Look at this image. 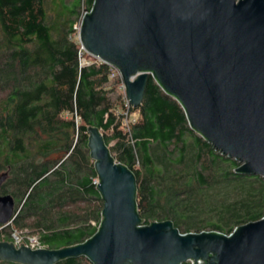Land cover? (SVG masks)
Masks as SVG:
<instances>
[{
	"label": "trees",
	"instance_id": "obj_1",
	"mask_svg": "<svg viewBox=\"0 0 264 264\" xmlns=\"http://www.w3.org/2000/svg\"><path fill=\"white\" fill-rule=\"evenodd\" d=\"M92 2L0 0V195L14 201L0 241L17 231L59 249L93 235L102 202L87 127L132 172L142 225L170 221L181 234L228 235L264 217V179L235 173L238 163L191 131L150 77L140 105L127 108L135 122L126 130L122 97H109L117 84L109 66L79 64L73 27Z\"/></svg>",
	"mask_w": 264,
	"mask_h": 264
},
{
	"label": "water",
	"instance_id": "obj_2",
	"mask_svg": "<svg viewBox=\"0 0 264 264\" xmlns=\"http://www.w3.org/2000/svg\"><path fill=\"white\" fill-rule=\"evenodd\" d=\"M77 41L117 70L131 108L150 77L180 106L191 131L238 163L235 173L264 179V0H93ZM85 148L102 202L93 235L59 249L0 241V262L264 264V217L228 235L181 234L170 221L142 225L134 176L113 159L96 127L86 128ZM13 212V199L0 195V226Z\"/></svg>",
	"mask_w": 264,
	"mask_h": 264
},
{
	"label": "built area",
	"instance_id": "obj_3",
	"mask_svg": "<svg viewBox=\"0 0 264 264\" xmlns=\"http://www.w3.org/2000/svg\"><path fill=\"white\" fill-rule=\"evenodd\" d=\"M84 14V12L82 13V15ZM81 15V17H82ZM81 17L79 18V21H78V25H74V29L76 30V32L78 31V28H79V24H80V19ZM80 53H82V49L80 48ZM95 59V58H94ZM93 63H101L100 61H98L97 59L95 60V62ZM80 64V62H79ZM91 63H87V62H83L82 64H80V66H86V65H89ZM110 70H109V74H108V77L110 80H118L119 81V85H120V91H121V94H122V101H123V104H124V107H125V111H124V122L126 121V126H128L129 122L127 120V108L130 107L128 104H127V101L125 99V96H124V89H123V85L121 83V80H120V77H119V74L117 72L116 69H114L113 67H110ZM132 124V123H131ZM128 128V127H127ZM94 183L96 184L97 181L95 180ZM10 242L13 244L14 247H19L20 245L24 246V247H27L31 250H37V249H42L44 248L37 240L36 236L34 235H28V234H23L21 232H17V231H13L11 234H10ZM201 262L198 261L197 264H200ZM184 264V263H183ZM185 264H192L191 261H187L185 262Z\"/></svg>",
	"mask_w": 264,
	"mask_h": 264
},
{
	"label": "rangeland",
	"instance_id": "obj_4",
	"mask_svg": "<svg viewBox=\"0 0 264 264\" xmlns=\"http://www.w3.org/2000/svg\"><path fill=\"white\" fill-rule=\"evenodd\" d=\"M78 21L75 23V25H78ZM74 31L75 32H74V35H73V40L76 42V44H78V41H77V32H76L75 29H74ZM78 48H79V51H80L79 44H78ZM78 60H79L80 64H82L83 62L93 63V62H95L96 59L90 57L89 55H87L84 52H82V53L79 52V54H78ZM111 81H113V80H111ZM114 81H116V79H114ZM116 82H117V84L115 85V87H113L112 92L109 93V97H110L111 100H115L119 96L122 97V94H121V91H120V88H119L120 87L119 81L117 80ZM122 114L124 115V112ZM127 120L129 122V124L135 122V118H134L133 115H127ZM125 123H126V121L124 122V119H122V124L125 126V128L127 130V127L129 126V124H128V126H126Z\"/></svg>",
	"mask_w": 264,
	"mask_h": 264
}]
</instances>
